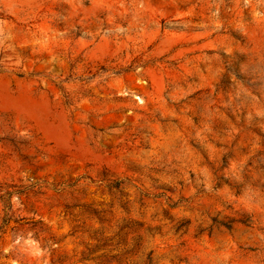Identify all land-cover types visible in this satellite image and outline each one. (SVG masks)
Listing matches in <instances>:
<instances>
[{"label":"rangeland","instance_id":"obj_1","mask_svg":"<svg viewBox=\"0 0 264 264\" xmlns=\"http://www.w3.org/2000/svg\"><path fill=\"white\" fill-rule=\"evenodd\" d=\"M0 264H264V0H0Z\"/></svg>","mask_w":264,"mask_h":264}]
</instances>
